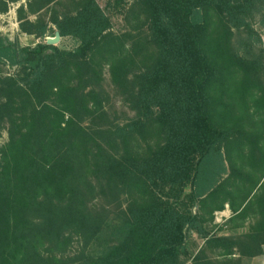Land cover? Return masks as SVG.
Masks as SVG:
<instances>
[{
    "label": "trees",
    "instance_id": "trees-1",
    "mask_svg": "<svg viewBox=\"0 0 264 264\" xmlns=\"http://www.w3.org/2000/svg\"><path fill=\"white\" fill-rule=\"evenodd\" d=\"M76 8L53 16L54 29L28 20L23 28L40 38L56 30L77 42L72 50L0 36V63L19 69L0 76V129L8 124L0 264H55L50 253L72 233L98 234L102 222L86 207L93 183L129 200L111 245L83 264H240L261 255L264 191L252 195V177L264 170L254 160L264 153V47L251 20L264 25V0H134L128 13L145 16L155 54L136 74V118L105 130L83 124L104 115L90 82L109 60L115 82L125 81L130 56L118 53L124 42L107 40L112 20L97 0ZM226 205L235 224L256 218L248 233L210 234L207 223ZM188 232L204 240L194 256Z\"/></svg>",
    "mask_w": 264,
    "mask_h": 264
},
{
    "label": "rangeland",
    "instance_id": "rangeland-1",
    "mask_svg": "<svg viewBox=\"0 0 264 264\" xmlns=\"http://www.w3.org/2000/svg\"><path fill=\"white\" fill-rule=\"evenodd\" d=\"M78 0H0V36L12 42H17L20 46L34 47L40 42L47 43L48 38H55L53 35L38 37L34 33L24 31L25 22L28 20L39 25L45 24L48 28H53V16L62 13H75ZM104 8L107 15L112 20V28L108 31L107 40L109 42H124V47L118 51L119 55L127 60V79L115 82L112 74L110 60L103 62L97 82H90V89H94L101 97L103 113L101 117L93 121L87 118L84 125L90 129L105 130L114 126H123L136 118V109L132 103V94L136 88V74L145 70L152 62L155 54L154 47L148 42L149 31L144 15L132 18L128 13L129 8L134 4V0H125V8L116 5L115 0H97ZM137 9V7H136ZM139 12V10H135ZM138 18V19H137ZM253 29L261 39V46L264 47V25L260 24L258 17L251 20ZM24 25V26H23ZM235 36L233 37V39ZM235 41V39H234ZM234 42H232L233 44ZM61 49L72 50L77 46V42L70 37L61 38L53 43ZM136 51H138L136 53ZM136 53V54H135ZM19 72L16 66L0 63V76H15ZM264 73V72H263ZM264 75V74H263ZM264 78V77H263ZM91 126V127H90ZM8 141V124L3 123L0 129V147ZM140 148H144L147 143L153 142L151 139L138 141ZM140 149V150H142ZM120 150L121 149H117ZM117 154V153H115ZM256 151L254 160L263 161L264 153ZM257 160V161H258ZM259 164V162H258ZM256 169L253 172V180L259 182L252 195H258L264 191V170ZM96 191L88 198L86 207L91 216L102 222V227L98 234L92 235L85 232H74L70 236L68 243L60 249H55L50 253L55 256V264H83L84 262L98 257L112 240L109 238L110 229L116 227L122 220L128 205V196L125 192L115 195V197L104 196L98 192V186L92 184ZM188 192V188L185 190ZM196 211V208L193 209ZM233 216L228 205L223 211L214 213L212 222L207 223L210 234L230 235L240 237L250 231L251 225L256 218L251 215L243 221H230ZM204 240L195 232H188L186 246L189 253L194 256L202 246ZM263 253L254 257L243 256L240 264H264ZM49 255V256H50ZM185 264H191V260L185 258Z\"/></svg>",
    "mask_w": 264,
    "mask_h": 264
},
{
    "label": "water",
    "instance_id": "water-1",
    "mask_svg": "<svg viewBox=\"0 0 264 264\" xmlns=\"http://www.w3.org/2000/svg\"><path fill=\"white\" fill-rule=\"evenodd\" d=\"M58 39H59V33L56 34L55 38H48L47 39V44H53Z\"/></svg>",
    "mask_w": 264,
    "mask_h": 264
}]
</instances>
